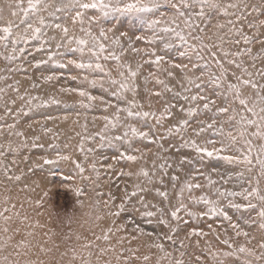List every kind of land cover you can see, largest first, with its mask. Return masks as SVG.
I'll list each match as a JSON object with an SVG mask.
<instances>
[{"label": "snow or ice", "instance_id": "snow-or-ice-1", "mask_svg": "<svg viewBox=\"0 0 264 264\" xmlns=\"http://www.w3.org/2000/svg\"><path fill=\"white\" fill-rule=\"evenodd\" d=\"M0 61V264H264V0H0Z\"/></svg>", "mask_w": 264, "mask_h": 264}, {"label": "rangeland", "instance_id": "rangeland-1", "mask_svg": "<svg viewBox=\"0 0 264 264\" xmlns=\"http://www.w3.org/2000/svg\"><path fill=\"white\" fill-rule=\"evenodd\" d=\"M5 65H4V62L3 61H0V68H3ZM39 71L40 70H32V69H30L29 70V72H30V74H32V75H34V76H38L39 75ZM55 71H67V70H55ZM47 74V73H46ZM14 79H20L21 80V83H22V85L23 86H27L28 85V83H29V81H27V80H24L23 79V76H21V75H15L14 74V77H13ZM63 79V78H62ZM11 81H7L6 83H10ZM69 83H71V81H69ZM0 86H2V85H0ZM48 86H45V88H47ZM23 88V87H22ZM64 98H66V97H64ZM18 105H19V102H18ZM42 111H50V112H53L54 114H56V109H55V106H53V108H50V109H46V110H42ZM0 114H2V109H0ZM89 119H91V118H89ZM98 123V125L101 123V122H97ZM75 129L76 131H79L80 129L78 128V126H75V125H72L71 124V122L69 121L67 124H62L61 125V129L62 130H65L68 134H74L73 132H72V129ZM89 131L90 132H92V131H96V128H93L92 126H91V124H90V126H89ZM78 141H79V137H76L74 140H72L71 141V144H72V146H73V148L77 145V143H78ZM64 142V137H62L61 138V141H60V143L62 144ZM90 146H93V145H88L87 143H86V147H90ZM36 152H40L41 150H39V149H37V150H35ZM185 151H187V150H185ZM103 154L104 155H107V156H109V157H111L113 154H114V149H111V148H106V149H104L103 150ZM78 155V154H77ZM102 158V157H101ZM81 159H82V157H81ZM109 162H111L110 160H106V161H104V163H109ZM214 163H217V162H214ZM221 166V164L220 163H217V167H220ZM20 167L21 168H25L26 166L23 164V163H21L20 164ZM35 178V177H34ZM66 199H67V202H68V205H69V207H71V202H72V200H73V196H72V193L71 192H69L68 194H67V197H66ZM202 226V225H201ZM145 227H146V229H149L150 230V228H151V226H148V225H145Z\"/></svg>", "mask_w": 264, "mask_h": 264}, {"label": "bare ground", "instance_id": "bare-ground-1", "mask_svg": "<svg viewBox=\"0 0 264 264\" xmlns=\"http://www.w3.org/2000/svg\"><path fill=\"white\" fill-rule=\"evenodd\" d=\"M11 82H12V81H11ZM11 82H10V83H11ZM21 90L23 91V88H22ZM10 94H11V93H10ZM12 95H14V94H12ZM9 122H11V121L9 120ZM22 124H23V121H22Z\"/></svg>", "mask_w": 264, "mask_h": 264}]
</instances>
